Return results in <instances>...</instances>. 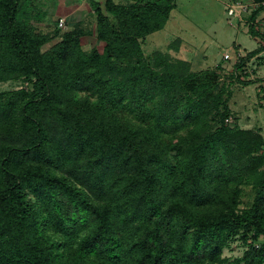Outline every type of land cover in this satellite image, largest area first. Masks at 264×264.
I'll list each match as a JSON object with an SVG mask.
<instances>
[{
	"label": "trees",
	"instance_id": "1",
	"mask_svg": "<svg viewBox=\"0 0 264 264\" xmlns=\"http://www.w3.org/2000/svg\"><path fill=\"white\" fill-rule=\"evenodd\" d=\"M255 1L263 43L236 63L244 83L264 48ZM28 2L0 0V82L31 83L0 94V264H229L232 238L264 235L262 130L228 122L220 70L144 56L175 0H95L102 52L77 29L43 49L51 35L28 24ZM241 259L264 264V242Z\"/></svg>",
	"mask_w": 264,
	"mask_h": 264
},
{
	"label": "rangeland",
	"instance_id": "2",
	"mask_svg": "<svg viewBox=\"0 0 264 264\" xmlns=\"http://www.w3.org/2000/svg\"><path fill=\"white\" fill-rule=\"evenodd\" d=\"M95 0H29L26 3V21L36 30L51 35L42 47L47 49L62 40L66 33L78 30L82 47L91 51H103L106 42L97 36ZM104 4L105 0H99ZM164 28L154 31L142 40L144 56L155 49L170 52L174 57H182L192 62V68L202 70L216 68L221 71L220 84L232 91L229 104L232 125L261 129L264 134V48L252 56L242 69L241 79H255L244 83L234 76L236 63L250 50L258 48L263 40L249 31V15L257 6L255 0H175ZM248 7L241 9L237 2ZM235 7L234 14L229 9ZM61 19L64 21L61 24ZM257 26L264 31V13L258 18ZM229 52L231 56L225 57ZM233 73V74H232ZM28 80L9 79L0 82V94L20 88H29ZM82 99L85 93L76 92L75 98ZM96 99L90 97L91 101ZM240 207L248 206L254 198V187L240 184ZM264 242V235L258 239L249 237L247 241L237 235L224 247L222 257L226 263L243 264V257L250 244Z\"/></svg>",
	"mask_w": 264,
	"mask_h": 264
},
{
	"label": "built area",
	"instance_id": "3",
	"mask_svg": "<svg viewBox=\"0 0 264 264\" xmlns=\"http://www.w3.org/2000/svg\"><path fill=\"white\" fill-rule=\"evenodd\" d=\"M237 5L240 6L241 9H243L244 11L248 9V7H247L246 5H244L241 1L237 2ZM235 12H236L235 7H231V8L229 9V13H230V14H234ZM63 21H64V19H61V24H62ZM230 56H231V54H230L229 52H226V53H225V57H226V58H229Z\"/></svg>",
	"mask_w": 264,
	"mask_h": 264
}]
</instances>
